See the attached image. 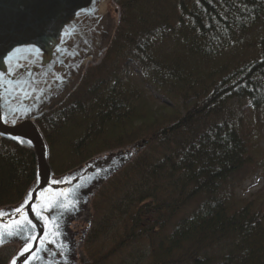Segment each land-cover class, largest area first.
<instances>
[{"label": "trees", "instance_id": "16d2710c", "mask_svg": "<svg viewBox=\"0 0 264 264\" xmlns=\"http://www.w3.org/2000/svg\"><path fill=\"white\" fill-rule=\"evenodd\" d=\"M116 2L99 66L37 120L56 174L141 144L96 191L87 245L114 231L117 264H264V193L235 197L264 171V0ZM147 88L174 106L158 113ZM34 168L31 150L0 140V207L23 197ZM11 255L0 248V264Z\"/></svg>", "mask_w": 264, "mask_h": 264}, {"label": "water", "instance_id": "95a60500", "mask_svg": "<svg viewBox=\"0 0 264 264\" xmlns=\"http://www.w3.org/2000/svg\"><path fill=\"white\" fill-rule=\"evenodd\" d=\"M108 2L0 0V140L31 150L35 161L34 182L22 200L0 208V247L10 241L20 245L8 264H75L76 233L70 223L81 216L94 190L132 155L125 149L110 152L56 175L36 122L64 103L87 64L108 49L116 30ZM101 34L104 45L98 43ZM21 206L22 212L15 213ZM21 225L23 231H17ZM27 244L31 250L21 254Z\"/></svg>", "mask_w": 264, "mask_h": 264}, {"label": "rangeland", "instance_id": "374dc122", "mask_svg": "<svg viewBox=\"0 0 264 264\" xmlns=\"http://www.w3.org/2000/svg\"><path fill=\"white\" fill-rule=\"evenodd\" d=\"M106 6L110 12L111 18L116 19V26L114 28V29H116V27L118 26V23H119V18H120V8H119L116 0H109V2L107 3ZM114 32H115V30H114ZM110 45L108 46V49H109ZM108 49L106 51H108ZM106 53L107 52H104L102 54V56L98 59V61H96L94 64L89 63L87 65V67L85 68L84 73L82 75V78L80 80V83L83 81V79L87 73L88 74L94 73L95 69L99 66V64L102 61V58L104 57V55ZM80 83H79V85H80ZM147 89H148L147 90L148 95H151L154 98L156 97L158 99V100L153 101V107L157 109L158 113H162L163 105L174 106L170 101H168L167 99H165L161 95L155 93L154 91L150 90L149 88H147ZM178 108L183 112L181 105H179ZM166 110L169 111L168 108H166ZM135 144L138 145L140 143L135 142V143L127 145L123 148L105 151V152H102L98 155H105V154H109L110 152H117L118 150L125 149V150H128L132 153V155L130 154V159H131L132 157L134 158V156L136 155V152L140 149V147H138V146H137L138 148H135L136 147ZM259 146H260V148H262L264 150V129L261 133V140H260ZM95 156H97V155H95ZM95 156H93V157H95ZM93 157H91V158H93ZM91 158H89V159H91ZM70 171H71V169H70ZM70 171H68V172H70ZM95 191H97V190L95 189L94 193H95ZM262 193H264V171L256 170V171L252 172L247 177V179L245 181H243L242 184L236 189L235 197L238 200L239 204H243L245 202L253 201L256 197H258ZM92 200H93V197L91 195L89 197L88 204L84 208L81 216L78 217L77 219L73 220L69 225L70 231L72 233H76L74 239H75L76 244H77V247H76L77 262L75 264H96V263H99V264H117V263H120L123 260L124 253L121 252L119 249L115 252L113 251V247L118 242V235H116V234L114 235V231H112V233H110L106 237L97 236L96 240L92 243L91 246L87 245V243H86V235H87V231L89 229V222H90L91 216H92V207H91L92 206L91 205ZM6 244L11 246L12 253L14 252L13 255L18 251V249L20 247V245L16 241H10ZM84 247H85V249H84ZM111 250L113 252H111ZM105 259H107V260H105ZM144 259L139 264H151L149 259H145V260Z\"/></svg>", "mask_w": 264, "mask_h": 264}, {"label": "snow or ice", "instance_id": "6c2138e0", "mask_svg": "<svg viewBox=\"0 0 264 264\" xmlns=\"http://www.w3.org/2000/svg\"><path fill=\"white\" fill-rule=\"evenodd\" d=\"M21 142H23V139L22 138H21ZM57 203H59V202H57ZM22 207L23 206L16 208L14 210L15 213H17V214L21 213L22 212ZM2 215H3V213H0V217H2ZM37 216H39V213H37ZM24 219L27 220L26 217ZM27 223L30 224L31 221H27ZM23 229H24V226L21 225V226H18L17 231H23ZM8 235H13V233L12 232H9ZM31 239L34 240V239H36V237H31ZM26 243H27V241H26ZM30 250H31V244H27V246L23 248V252L21 254H23L25 252H29ZM13 264H15V260L13 261Z\"/></svg>", "mask_w": 264, "mask_h": 264}, {"label": "bare ground", "instance_id": "6f19581e", "mask_svg": "<svg viewBox=\"0 0 264 264\" xmlns=\"http://www.w3.org/2000/svg\"><path fill=\"white\" fill-rule=\"evenodd\" d=\"M104 37H105V36L101 34L100 37L98 38V43H102V45H104V44H103V43H104V40H105ZM87 63H88V62H87ZM69 68H70V67H67V69H69ZM58 71H59V72H63L64 69L60 68ZM69 86H70V85H66L65 88L67 87L66 89H68ZM66 89H65V90H66Z\"/></svg>", "mask_w": 264, "mask_h": 264}]
</instances>
